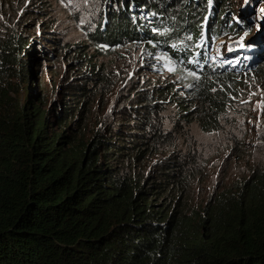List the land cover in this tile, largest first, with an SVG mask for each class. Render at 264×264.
Masks as SVG:
<instances>
[{
  "label": "trees",
  "instance_id": "trees-1",
  "mask_svg": "<svg viewBox=\"0 0 264 264\" xmlns=\"http://www.w3.org/2000/svg\"><path fill=\"white\" fill-rule=\"evenodd\" d=\"M247 1L249 17L230 7L229 0L103 4L92 37L99 55L144 45L160 70L181 81H148L132 88L125 98L130 130H118L129 142L124 147L117 137L118 143L103 139L97 130L88 139L71 125L85 107V89L56 108L60 130L49 129L50 108L36 86L39 69L33 67L40 53L51 56L54 48L22 35L1 46L0 264H264V130L252 145L261 147L245 155L248 175L231 184L225 179L212 197L193 193L188 184L181 195L187 204L179 195L161 203L162 171L154 169L149 179V169L138 161L154 153V130H161L167 104L182 89L222 113L221 95L234 91L249 60L208 65L205 46L238 36L243 27L249 33L242 38L253 33L249 22L261 6L250 0L258 5L252 10ZM44 39L50 46L61 44L57 37ZM261 44L252 48L264 58V36ZM86 46L78 45L75 62L91 66L88 77L94 80L97 64ZM256 64L250 65L262 72L264 62ZM210 124L216 128V118ZM195 198L199 207L188 204Z\"/></svg>",
  "mask_w": 264,
  "mask_h": 264
},
{
  "label": "rangeland",
  "instance_id": "rangeland-1",
  "mask_svg": "<svg viewBox=\"0 0 264 264\" xmlns=\"http://www.w3.org/2000/svg\"><path fill=\"white\" fill-rule=\"evenodd\" d=\"M106 1L0 0V49L14 35L16 37L19 35L33 36L39 41V44H43L48 49L54 48L51 56L40 53L37 65L34 64L33 67L39 69L36 75L38 80L36 86L39 93L46 96V108H50L51 127L49 129L60 130L62 120L58 116L56 108L60 110L62 102H66L69 97H74L75 93L85 89L86 95L82 97L85 99V107L73 115L74 120L71 121V125L76 127L77 133L85 134L88 139L98 130L103 139H113L115 143H118V139H120L119 145L124 147L129 142L122 140L124 136L118 130H130L128 125L130 121L127 119V108L130 104L126 102L125 98L130 94L132 88L140 84L145 85L148 81L154 83L173 81L174 84H180L181 81L171 72L160 70L159 62L150 56L144 45H139V47L125 45L117 48L110 55L101 56L98 54L96 40L92 37L98 33L100 20L104 15V11L101 10ZM246 1L229 0L228 5L233 9L236 8L239 14L246 17V8L249 7L245 6ZM248 2H251L252 10L258 5L261 6L256 15L251 16V18L260 19L261 23L254 22L252 24L253 33L250 32L247 38H242V34L249 33L243 27L238 32L241 33L238 36L229 35L214 42L209 40L205 46V53L209 55L208 65H211L212 62L228 65L231 59L238 56L249 60L247 65L252 62L260 65L264 62L263 55H260L258 49L253 56L242 54L246 45L249 48H252V44L256 43L259 44V47L262 46L261 42L264 36V28L259 29L261 25H264V2L259 0L258 5L255 1L248 0ZM238 17L240 18V15ZM247 17L249 16L247 15ZM46 36L59 38L61 44L50 46V43L44 39ZM81 44L87 45L85 50L97 64L94 80L88 77L91 74V66L75 62V52L78 51V45ZM37 48L43 52L40 45H37ZM224 57L227 59L221 61ZM251 68L242 77L243 81L238 93H231L220 98L225 103H229V99H234L233 106H224V111L219 119L220 129L203 133L202 151L205 154L204 157L210 155L211 151L216 148L228 150L225 153L227 155L230 150L235 149L237 140H243L244 143L248 137L264 130V65L262 72H256L254 67ZM97 71L99 74L96 73ZM102 74L104 75L103 80L96 81ZM182 95H186L185 91L182 92ZM239 95H246L247 98L243 99ZM91 97L94 99L92 102H90ZM238 100H242V102L238 103ZM236 108L237 110H235ZM173 112L172 105H168L166 115L172 117ZM253 114L256 116L253 117ZM167 123L171 124V121L167 120ZM260 147L261 144H258L249 151L248 146L240 145L236 151L237 158L244 155L251 157ZM138 161H140L139 164L147 166L149 179L153 180L152 166L156 167L153 155H150L149 158L143 157ZM215 164L221 170L211 172L208 175L209 180H201L196 183L200 184L199 186L192 184V187H195L193 193L208 195L213 180L216 178L220 177L221 182L228 178L226 183L231 184L235 181V177L245 176L248 172L245 162L236 161L233 157L226 162L224 155H220ZM180 200L186 203L182 196ZM188 204L192 207L200 206L196 198Z\"/></svg>",
  "mask_w": 264,
  "mask_h": 264
},
{
  "label": "clouds",
  "instance_id": "clouds-1",
  "mask_svg": "<svg viewBox=\"0 0 264 264\" xmlns=\"http://www.w3.org/2000/svg\"><path fill=\"white\" fill-rule=\"evenodd\" d=\"M254 22L261 23V20L256 18L255 21H250V27ZM252 30L253 29H251V31ZM242 58L243 57L240 56L235 57V59H238L237 64L240 63ZM226 59L227 57H224L221 61ZM256 65L261 67L262 63L260 65ZM248 66L250 67L246 68L245 72L252 69L251 67H254L252 65ZM241 82L235 86L234 91H231L226 95H221V97L228 96L231 93H238ZM183 91H185L186 95H182ZM229 100V103H225L223 101L225 103V107L233 106L234 99ZM168 105H172L174 108L172 117L166 115ZM223 111L224 108L222 109V113ZM222 113L220 115L217 114L209 102L202 100L197 96H190L185 89L181 90L180 96L172 98L167 104L166 110L163 112V116L165 118L163 126L159 131L154 130V153L150 154L153 155V162L156 166L152 169L153 172L154 169L156 170L159 168L162 171L160 172V175L164 177L160 183L162 187L160 198L161 203L167 204L165 201L174 195H179L180 197L183 194L182 192L184 188L188 184L191 187L192 192H194L195 187H192V184L199 186L200 184L196 183H199L201 180H209L208 175L211 172L221 170L219 166H216L215 164L216 159L220 155H224V160L226 162L231 160L232 157L236 161H244L248 170L245 155L237 158L238 154L236 151L240 145L248 146V150L250 151L253 147L252 145L254 140L259 134L248 137L244 143L243 140H237L235 149L230 150V153L227 155H225V153L228 150L216 148L211 151L210 155L204 157L205 154L202 151L204 143L203 133L210 130L220 129L221 126L219 125V117H221ZM212 118H216L217 120L216 128L211 127L210 120ZM167 120H170L171 124L167 123ZM150 155L145 157L149 158ZM205 173L206 175H204ZM248 174L249 170L246 175ZM237 177H241V175H238ZM223 183L224 182H221L220 177L213 180L212 188H210V192L207 196L212 197L214 193H219ZM158 187L159 185L157 184L156 189ZM154 191L155 190H152L153 193Z\"/></svg>",
  "mask_w": 264,
  "mask_h": 264
},
{
  "label": "bare ground",
  "instance_id": "bare-ground-1",
  "mask_svg": "<svg viewBox=\"0 0 264 264\" xmlns=\"http://www.w3.org/2000/svg\"><path fill=\"white\" fill-rule=\"evenodd\" d=\"M256 44H258V43H256ZM256 44H252V45L254 46ZM254 53H255V48H249L248 45H246L245 48H244V53H242V54H245L247 56H252Z\"/></svg>",
  "mask_w": 264,
  "mask_h": 264
}]
</instances>
